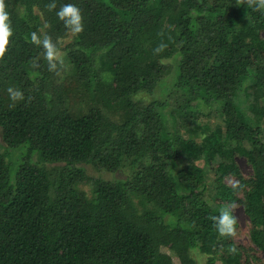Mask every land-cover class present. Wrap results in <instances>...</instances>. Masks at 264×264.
<instances>
[{"label": "trees", "instance_id": "16d2710c", "mask_svg": "<svg viewBox=\"0 0 264 264\" xmlns=\"http://www.w3.org/2000/svg\"><path fill=\"white\" fill-rule=\"evenodd\" d=\"M50 2L6 0L13 36L0 59V264H199L192 252L207 264H264L217 233L209 218L220 210L203 196L222 209L243 192L250 244L264 254V201L256 200L264 196V11L240 0H54L57 8L48 11ZM67 3L81 9L84 30L62 47L71 34L56 11ZM45 23L63 53L59 74L30 42ZM161 43L167 47L154 54ZM176 55L177 82L196 89L194 103L174 115L182 128L200 118L222 123L199 143L190 128H168L167 100L147 107L130 101L153 93L166 74L163 60ZM81 85L93 102L70 111L67 94ZM9 87L25 99L13 104ZM219 138L242 143L254 174L240 177L245 188L222 183L240 174ZM181 160L188 163L176 172ZM46 164L59 166L46 171ZM122 164L143 165L132 183L104 182L91 202L67 190L65 180L86 179L82 167ZM211 170L218 178L210 179ZM132 193L143 198L141 209Z\"/></svg>", "mask_w": 264, "mask_h": 264}, {"label": "rangeland", "instance_id": "374dc122", "mask_svg": "<svg viewBox=\"0 0 264 264\" xmlns=\"http://www.w3.org/2000/svg\"><path fill=\"white\" fill-rule=\"evenodd\" d=\"M36 12V10H35ZM246 23V20H244ZM237 28H240L238 26ZM259 39H264V30L259 32L258 35ZM72 35L67 36L66 38L63 37V39L59 42H61L62 47L65 46V44L71 42ZM180 58L176 55V57H171L167 60H163V65L165 66L166 74L164 77L160 80L157 87L154 89L153 93L147 94V93H141L139 95L133 96L130 98V101L133 104H137L141 107H147L150 104H152L155 101H162L167 100L168 104L172 107V115L169 116L168 113L165 114L166 118V124L170 130L176 129L179 130L181 133L184 132L186 128H190V136L199 143L200 139L203 137H207L209 133H215L220 129V126L222 123L218 120V118L214 119H206V118H200L198 121L202 124L200 125H188L185 128H182L181 126V118L178 116V110L179 106L184 107L189 102L194 103L192 99L196 95V89L192 88L193 85H190L191 83H182L180 81L177 82V74H178V67L179 64H177L178 60ZM45 63H47L44 58L42 59ZM100 64V62H99ZM100 68L99 66L96 68L98 70ZM101 69V68H100ZM103 70L101 69V72ZM100 72V71H99ZM100 72V73H101ZM101 76V74H100ZM176 78V82H175ZM73 84V83H71ZM82 86V85H81ZM69 95L67 94V100L66 106L69 107L71 110H82L84 108L90 107V103L93 102L92 97H95L92 93L85 90L84 86L78 87L75 86V90L70 89ZM95 99V98H94ZM206 98H203L205 100ZM125 100V99H123ZM123 100H119L120 102ZM195 100H201V99H195ZM119 102V104H120ZM192 105V104H191ZM181 109V108H180ZM178 116H174V115ZM213 115V114H212ZM225 146H221L220 143H223L221 139L219 138L218 145H220L221 149L220 151L224 150L225 148H231L233 150V156L232 161L234 162L236 169L238 170L240 176L238 179H235L231 176L222 177V183L227 185H235L238 187L239 182L240 186H242V181H239L240 177L244 180H249L250 178H253V167L248 162V159L246 156L242 155L238 149H243L242 143H234L229 142L226 139H222ZM246 144V143H245ZM245 148H247L245 145H243ZM3 147L0 145V153L3 154ZM220 159V157H218ZM33 160L38 163V157H33ZM149 161V160H148ZM147 159L145 160V163H148ZM186 160H181L179 163V166L176 169V172L179 170H182L187 165ZM201 166L204 165L203 162H199ZM214 165V162H213ZM46 166V171L53 170L54 168H58L59 165H44ZM217 166V162L215 164V167ZM143 167L142 164L137 165L135 170H133L132 166L129 164H122L120 165L119 169L115 170H107L106 168L100 167V166H85L81 168V171L85 173L86 179H80V178H74L75 176L71 175L70 181L65 180V185L68 187L67 190L72 191L73 193L78 194L79 196L85 198L88 202L93 201L94 199H97L99 191L101 192L103 189V183L104 182H113L114 180H126L130 181L131 183L134 181V175L138 173V169ZM207 169V168H206ZM133 171L135 172L133 174ZM210 179L214 180L218 178V175L214 173V171L211 170L209 173ZM129 179V180H128ZM100 182V183H97ZM102 182V183H101ZM208 192L213 191L212 183H210V180L208 181ZM238 183V184H237ZM55 187V186H54ZM242 188H245L242 186ZM53 190V188L51 189ZM55 193H48V200L50 203L53 204V206L56 205V201L58 200L56 198L57 191L53 190ZM59 194V193H58ZM184 193L180 192V197L183 196ZM138 194L132 193L131 199H134V204L138 209H141L140 206H142L143 202L140 197H138ZM206 201H209L210 207L217 208L218 210H221L220 203L214 200V197L211 195L204 194L203 195ZM236 197V200L232 202H227L225 205H232V214L235 216L237 224H236V235L234 236L233 240L236 242L237 246L250 248L253 251H255V257L256 259L259 258L261 262H264V254L261 252H257L253 246H251L249 241V231H250V221L245 213L244 205L240 202L243 201L245 194L243 192H237L234 195ZM56 199V200H54ZM258 202L264 201V196L258 197L256 199ZM146 208H144L145 210ZM165 253L173 254L170 250L166 249ZM192 259L196 260L199 264H207V257L199 254L198 252H192L191 253ZM215 264H221V261H217Z\"/></svg>", "mask_w": 264, "mask_h": 264}, {"label": "clouds", "instance_id": "9594fccd", "mask_svg": "<svg viewBox=\"0 0 264 264\" xmlns=\"http://www.w3.org/2000/svg\"><path fill=\"white\" fill-rule=\"evenodd\" d=\"M241 4L247 6L248 9L253 11H264V0H240ZM48 11H53L57 8L54 0L48 3L46 6ZM57 18L63 22L65 29L72 36H78L84 30L83 16L81 9L72 3H67L60 6L56 11ZM247 18V14H246ZM50 26L45 23L37 31H33L30 36V42L42 49V55L47 62L49 72L59 74V68L63 66V53L53 42L50 35H48L47 29ZM13 36V29L10 21V14L7 10L6 0H0V59H3L10 42V38ZM167 45L161 43L154 50V54L162 52ZM38 66V65H36ZM10 100L15 104L16 102L23 101L25 99L24 93L18 89L9 87L7 89ZM232 205H225L218 215L211 216L209 219L221 237H234L236 235V218L232 214ZM235 252L236 249H231Z\"/></svg>", "mask_w": 264, "mask_h": 264}]
</instances>
